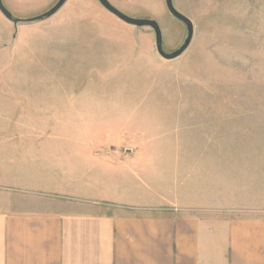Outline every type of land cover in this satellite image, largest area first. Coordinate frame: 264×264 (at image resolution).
Wrapping results in <instances>:
<instances>
[{"label": "rangeland", "instance_id": "1", "mask_svg": "<svg viewBox=\"0 0 264 264\" xmlns=\"http://www.w3.org/2000/svg\"><path fill=\"white\" fill-rule=\"evenodd\" d=\"M56 1L2 3L25 20ZM108 1L156 20L165 51L182 43L185 25L164 0ZM172 1L193 23L189 46L172 60L157 53L151 28L122 22L97 0H66L52 16L17 25L0 12V137L70 139V157L94 170L111 198L116 188L141 190L129 170L158 171L213 145L235 159L239 188L252 190L264 215V0ZM129 141L135 160L112 154ZM247 153L261 158L237 169Z\"/></svg>", "mask_w": 264, "mask_h": 264}, {"label": "crops", "instance_id": "2", "mask_svg": "<svg viewBox=\"0 0 264 264\" xmlns=\"http://www.w3.org/2000/svg\"><path fill=\"white\" fill-rule=\"evenodd\" d=\"M69 141L0 137V264H264V215L229 154L205 145L158 171L129 170L141 190L116 188L111 198L70 157ZM132 148L112 154L132 161ZM243 157L233 165L245 171L261 155Z\"/></svg>", "mask_w": 264, "mask_h": 264}, {"label": "water", "instance_id": "3", "mask_svg": "<svg viewBox=\"0 0 264 264\" xmlns=\"http://www.w3.org/2000/svg\"><path fill=\"white\" fill-rule=\"evenodd\" d=\"M66 0H57L56 3L50 7L45 12L35 15L28 19H18L14 18L12 14L4 7L2 0H0V12L10 21L13 22L14 25H17V23L22 21H39L46 19L53 14H55L60 7L65 3ZM101 6L106 9L109 13L117 17L122 22L135 26V27H149L152 29L154 33V44L155 49L160 57H162L165 60H172L177 57H179L189 46L192 36H193V23L190 18H188L186 15L178 11L174 5L172 0H164L165 6L167 11L170 15H172L177 20L181 21L185 25V37L182 41V43L174 50L167 52L163 48V39H162V33L159 24L156 20L151 18H134L130 17L123 12L119 11L117 8H115L108 0H97Z\"/></svg>", "mask_w": 264, "mask_h": 264}]
</instances>
